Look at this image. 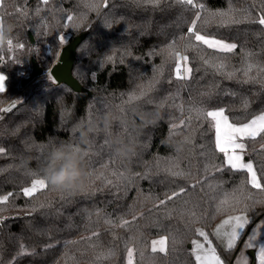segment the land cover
<instances>
[{"label":"trees","instance_id":"obj_1","mask_svg":"<svg viewBox=\"0 0 264 264\" xmlns=\"http://www.w3.org/2000/svg\"><path fill=\"white\" fill-rule=\"evenodd\" d=\"M193 3L0 0V32L11 40L0 46V199L8 196L0 219L9 218L0 225V264H197L200 228L234 264L237 246L264 218V191L228 166L206 114L223 110L236 125L264 114V0ZM193 24L236 48L197 41ZM83 31L73 74L91 96L51 75L20 87L19 72L31 74L35 63L47 73L64 38ZM244 142L264 188V132ZM58 146L82 155L81 186L46 183L25 196ZM235 215L248 223L237 245L224 248L211 233ZM158 237L167 240L163 252L151 247Z\"/></svg>","mask_w":264,"mask_h":264},{"label":"snow or ice","instance_id":"obj_2","mask_svg":"<svg viewBox=\"0 0 264 264\" xmlns=\"http://www.w3.org/2000/svg\"><path fill=\"white\" fill-rule=\"evenodd\" d=\"M150 2L154 4H158L159 0H150ZM177 2L182 5H191L192 7L197 6L196 4L193 3V0H177ZM44 3L47 4L48 0H44ZM200 7L202 8L203 5H200ZM69 20H71V17H69ZM259 24L264 25V17H261L259 19ZM189 32L195 36V39L197 41L205 45H208V47L210 48H216L220 51H232L236 48L235 44H226L218 40H210L203 35L196 34L195 24H193V27L189 29ZM9 46L11 47V41H9ZM249 70H251V66H249ZM187 71L190 73L191 69H187ZM4 81H5V77L3 75H0V92L4 91ZM206 115L208 117H211L212 121L215 122L214 125L215 146L219 150V152L225 154L228 166L231 169L242 170L250 173L252 187L264 191V188H262L261 183L257 180L255 171H253V164L243 162V157L237 154L238 150L239 152H243L245 149L244 143L239 142L241 138L250 137L254 139L259 133L264 132V115H261L256 119H253L251 123H246L243 126H239V127L229 123L228 117L225 116L223 110L208 111ZM258 124L259 127H257ZM261 147L264 148V145H261ZM3 151L4 149L0 148V153H2ZM77 151L79 150L77 149ZM46 186H47L46 182L43 179L35 180L30 188L24 189V195L32 196L37 190V187L42 189L45 188ZM171 198L172 197L170 196L169 199ZM7 200H8V196H4L2 199H0V203H4ZM161 203L164 202L162 201ZM234 219H235V225L232 228L230 234V239L228 243L229 248H232L236 240L239 238L240 233L238 232V229L239 230L244 229L245 225L248 223V220L243 217H235ZM127 223L128 221L123 222V224L125 225ZM229 223L230 221L228 220L224 221V224H229ZM93 235H96V233H93ZM200 235L203 236L204 233L201 232ZM160 243L163 244V241H161ZM199 247L200 245H197V248ZM249 247H252V245L249 244ZM156 250L157 249L154 247L153 251ZM159 251L163 252L165 251V249L161 247ZM210 251L212 252L213 258L217 260V264H219L218 258L215 257L214 250H210ZM129 256H131V252H129ZM197 259L202 260L203 258L201 256H197ZM259 259H260V264H264V246H261L259 249Z\"/></svg>","mask_w":264,"mask_h":264},{"label":"rangeland","instance_id":"obj_3","mask_svg":"<svg viewBox=\"0 0 264 264\" xmlns=\"http://www.w3.org/2000/svg\"><path fill=\"white\" fill-rule=\"evenodd\" d=\"M201 35V34H199ZM204 36V35H203ZM206 37V36H205ZM207 39L210 40H218L221 41L222 43H226V44H234V43H230V42H226L223 40H219L216 38H212V37H206ZM64 42L68 43L69 42V38H64ZM236 45V44H235ZM208 46V45H207ZM212 49H216V48H212ZM218 50V49H216ZM186 60L181 58V68L184 70V76L187 77L189 74L187 72V65H186ZM49 71L46 73V76L50 75L48 74ZM24 79L30 77L31 74L29 73H25L24 71H21L20 74ZM21 87V85H20ZM17 101H13L11 104L6 105L5 109L10 108L11 106L15 105ZM13 104V105H12ZM215 125V122H214ZM215 128V126H214ZM245 159V158H244ZM33 184V183H32ZM31 184V186H32ZM31 186L27 187L30 188ZM41 188L37 187V190H39ZM36 190V191H37ZM35 191V192H36ZM235 217H241L238 215L232 216L230 218H228L227 220L230 221V226L231 229L226 228L225 230H222L223 235L221 236V240H226L227 236L229 237V233L232 230V228L235 225ZM246 226V225H245ZM243 230H239L238 232L240 233L239 238L241 237ZM213 234L212 236L216 239V226L214 227L213 230ZM208 235L209 241L211 244L214 245L213 239L210 236V234L207 231H204L203 233H205ZM239 238L236 240L234 246L232 248H234L237 245V242L239 241ZM205 240V239H204ZM163 241V244H161L160 242ZM249 244L252 245V247H249ZM261 246H264V218L258 222L249 232L248 234H246L245 238L243 239V241L240 243V245H238V253L236 254V257L234 258V264H260V259H259V249ZM151 247L152 249L155 247L158 251L161 247H163L165 250L167 248V240L165 237H158L152 240L151 243ZM215 247V245H214ZM201 251H205L207 253H211V251H208V249H205L202 246ZM198 254L200 253V250H197ZM215 253V257H219V259L221 258L220 255L217 253L216 249L214 251ZM200 256L203 258L202 260H199V264H209V262L207 261V259H205V257L203 256V254H200ZM129 258L132 260V255L129 256ZM221 260L223 261V259L221 258ZM223 264H226L224 261L222 262ZM210 264H217L215 259H211L210 260ZM221 264V262L219 263Z\"/></svg>","mask_w":264,"mask_h":264},{"label":"clouds","instance_id":"obj_4","mask_svg":"<svg viewBox=\"0 0 264 264\" xmlns=\"http://www.w3.org/2000/svg\"><path fill=\"white\" fill-rule=\"evenodd\" d=\"M9 41L10 38L0 32V46L9 44ZM81 165L82 155L77 149L55 147L48 157L42 179L54 189L75 190L81 186L85 175Z\"/></svg>","mask_w":264,"mask_h":264},{"label":"water","instance_id":"obj_5","mask_svg":"<svg viewBox=\"0 0 264 264\" xmlns=\"http://www.w3.org/2000/svg\"><path fill=\"white\" fill-rule=\"evenodd\" d=\"M88 35L87 31H83L78 36L66 43L49 73L55 80L57 85H67L74 92L80 94L92 95V92L86 89L74 76L73 69L77 60V50L79 46L85 41ZM32 42L34 41L31 35ZM46 76V73L34 63L33 70L30 77L22 80L21 87H25L34 81Z\"/></svg>","mask_w":264,"mask_h":264},{"label":"crops","instance_id":"obj_6","mask_svg":"<svg viewBox=\"0 0 264 264\" xmlns=\"http://www.w3.org/2000/svg\"><path fill=\"white\" fill-rule=\"evenodd\" d=\"M0 75H2V74H0ZM4 88H5V81H4ZM213 111H219V110H213ZM223 112H224V111H223ZM224 114H225V113H224ZM261 115H264V114H261ZM261 115H259V116H261ZM225 116H227V115L225 114ZM259 116H256V117L253 118V119H256V118L259 117ZM227 117H228V116H227ZM253 119H252V120H253ZM252 120H251V121H252ZM228 121H229V123L233 124L232 122H230L229 118H228ZM251 121L248 122V123H251ZM233 125L239 127V126H243L244 124H243V125H236V124H233ZM257 127H259V124L257 125ZM248 138H250V137H243V138H241V139L239 140V142L244 143V145H245V149H244L243 152H239V150H238V152H237V154H239V155H241V156L243 157V162H245V163H251V162H247V161L244 160V153H245V151H246V144H245L244 140H245V139H248ZM229 154H231V153H229ZM225 158H226V157H225ZM226 162H227V159H226ZM253 171H255V173H256V170H255L254 166H253ZM249 175H250V180H251V174L249 173ZM256 177H257V180L259 181L258 176H257V173H256ZM238 216H241V217L247 219V217L244 216V215H238ZM231 217H232V216H231ZM228 218H230V217H228ZM228 218H224V219H222L221 221H219V222L216 224V239H217V241L220 243V245H221L222 247H224V248H229V247H228V243H229L230 234H231V231H232V230L230 231V233L228 234L229 237L227 236L226 240H221V236H222L223 233H224V231H223V233H222V230H225L226 228L231 229L230 223H229V224H224V221H226ZM247 220H248V219H247ZM213 230H214V228H213ZM213 230H212V234H213V232H214ZM204 231H205L204 229H201V228L199 229V232H200V233H201V232H204ZM204 239H205V240H204ZM197 245H200V247L197 248ZM202 246H203L205 249H208V251H210V250H214V251H215V247H214L213 244L210 243L209 238H208V235L206 234V232L204 233L203 236L200 235L199 238H197V239L194 240V242H193V252H194V255H195V257H196L197 264L200 263L199 260L197 259V256H200V254H203V256L205 257V259H207V261H208L209 264H210V260H211V259H214L213 256H212V252H211V253H207V252H205V251H201ZM197 250H200V253H199V254H198ZM216 258H218L219 263L221 262V264H223V263H222L223 261L221 260V258H220V259H219V257H216ZM215 260H216V259H215ZM216 263H217V260H216Z\"/></svg>","mask_w":264,"mask_h":264},{"label":"built area","instance_id":"obj_7","mask_svg":"<svg viewBox=\"0 0 264 264\" xmlns=\"http://www.w3.org/2000/svg\"><path fill=\"white\" fill-rule=\"evenodd\" d=\"M21 74V72H19V75ZM21 76V75H20ZM22 77V76H21ZM23 78V77H22ZM9 218L5 217V218H1L0 219V225L4 224Z\"/></svg>","mask_w":264,"mask_h":264}]
</instances>
